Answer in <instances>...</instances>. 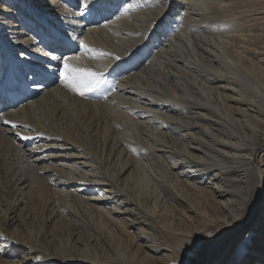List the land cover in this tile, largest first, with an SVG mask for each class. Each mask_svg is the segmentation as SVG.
Segmentation results:
<instances>
[{
	"label": "bare ground",
	"instance_id": "6f19581e",
	"mask_svg": "<svg viewBox=\"0 0 264 264\" xmlns=\"http://www.w3.org/2000/svg\"><path fill=\"white\" fill-rule=\"evenodd\" d=\"M63 56L111 92L66 88ZM1 176L0 264H171L217 229L210 259L259 242L264 0H0Z\"/></svg>",
	"mask_w": 264,
	"mask_h": 264
},
{
	"label": "snow or ice",
	"instance_id": "6c2138e0",
	"mask_svg": "<svg viewBox=\"0 0 264 264\" xmlns=\"http://www.w3.org/2000/svg\"><path fill=\"white\" fill-rule=\"evenodd\" d=\"M92 0H83V4L87 7ZM154 3L158 4L159 0H154ZM135 7V5H128L125 8V12ZM65 38L68 41L72 40V37L65 33ZM79 47L88 53L95 52L94 49L85 45L84 41H79ZM103 55V53H99ZM54 59H62L63 67L59 71V78L61 83L72 92L77 93L81 97H85L97 89H99L105 82L103 73L93 71L91 68L80 67L77 64L70 61L78 60L79 57H53ZM92 58H96L93 56ZM119 59V57H117ZM49 69L47 66H40L35 75H41L47 72ZM19 135V133H17ZM24 139H30L24 137ZM134 152L136 149H132ZM261 187H264V181L261 183ZM260 189H257L259 191ZM255 197H253V200ZM239 219V217L235 218ZM223 227L226 230L229 227V221L223 222ZM220 229L216 232H198L191 234V239L184 245V251L180 256L171 261V264H264V219H262V229L259 237V242L255 236L250 238V242L243 245H235L230 249V259L227 261H217L210 259L209 257L215 256L219 252L218 236Z\"/></svg>",
	"mask_w": 264,
	"mask_h": 264
},
{
	"label": "rangeland",
	"instance_id": "374dc122",
	"mask_svg": "<svg viewBox=\"0 0 264 264\" xmlns=\"http://www.w3.org/2000/svg\"><path fill=\"white\" fill-rule=\"evenodd\" d=\"M218 36L219 37H221V35L220 34H218ZM231 41V40H230ZM226 42V38L223 36V38L219 41V45H220V47L222 48V50L224 51L225 49V46H224V43ZM112 77V76H111ZM115 78V77H114ZM120 78H118V80H119ZM104 80H105V84H104V86H101L99 89H97V91H96V93L95 92H93V93H91V94H89L88 95V97L90 96V98L89 99H91L92 100V98H95L94 100H96L97 101V99H102V97H104L105 96V94H107V92H111V90H112V88H113V83H115V80H113V78H110V77H108V76H106V77H104ZM112 80V81H111ZM117 80V81H118ZM110 81V83H107V82H109ZM116 81V82H117ZM105 85H106V88H105ZM107 85H108V87H107ZM103 87L105 88V89H103ZM112 87V88H111ZM102 89H103V91H102ZM98 90H100L99 92H98ZM102 91V93H100ZM95 94H96V97H95ZM92 96V97H91ZM94 96V97H93ZM2 180V181H1ZM3 180H4V182H3ZM5 183V184H4ZM7 183V184H6ZM0 184H1V186H3L4 188H6L7 187V185H8V182L5 180V177L3 176H1L0 177ZM262 190H263V193H262ZM256 196H257V198L260 200V202L262 201L263 203H264V199L262 198V195H264V189H262L261 188V191L259 190V191H257V193L255 194ZM263 199V200H262ZM62 212V211H61ZM24 214V213H23ZM37 216V215H36ZM46 216H48V215H46V214H42V216H40V217H38V222H39V224H36L37 225V227L34 225V227L32 226V223L34 224V222H33V220H27L26 222H25V225H24V229L21 231V235H24V236H26L27 235V230H26V225L27 226H29L30 227V229H31V231H33V232H38V227H40L39 225H40V221H41V218L43 217V219L45 220V218H47ZM31 217H33L32 215H31ZM3 218V213H1L0 212V220ZM254 220V218L253 219H250V220H247L246 222H244V224H243V226H242V228L240 229V230H237V229H234L235 231V235H240L239 233L240 232H242V233H244V232H246L247 230H248V228L250 227V225H251V223H252V221ZM47 221H49V219H47ZM29 222H30V224H29ZM3 223L5 224V222H4V220H3ZM57 223V224H56ZM56 223L55 224H53V226L51 225H49L50 223H47L46 224V228H44V230L43 231H41V232H39V234H37V240L39 241V244H40V246H39V248L41 249V251L43 250H46L45 252L46 253H50V250H52V248L54 247V246H58V244H60V243H64V241H63V239H64V230L61 228V226L63 225L62 224V221H60V220H58V222L56 221ZM61 224V225H60ZM55 225V226H54ZM58 225V226H57ZM5 226V225H4ZM60 226V227H59ZM64 226V225H63ZM32 227V228H31ZM50 227V228H49ZM57 227V228H56ZM61 229V230H60ZM239 229V228H238ZM36 230V231H35ZM46 230V231H45ZM48 230V231H47ZM24 231V232H23ZM26 233V234H25ZM61 234V235H60ZM53 236L55 237V238H53ZM43 237V238H42ZM46 237V238H45ZM49 237V238H48ZM61 238V239H60ZM48 239V240H47ZM59 239V240H58ZM41 241V242H40ZM46 241V242H45ZM54 241V242H53ZM43 244V245H42ZM42 245V246H41ZM43 247H44V249H43ZM46 247V248H45ZM50 247V248H49Z\"/></svg>",
	"mask_w": 264,
	"mask_h": 264
}]
</instances>
